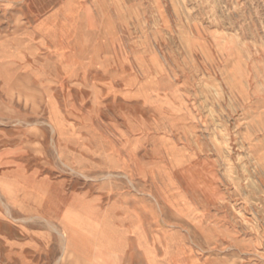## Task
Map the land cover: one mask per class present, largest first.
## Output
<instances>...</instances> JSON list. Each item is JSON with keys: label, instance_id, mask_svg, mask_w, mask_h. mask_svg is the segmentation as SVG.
I'll use <instances>...</instances> for the list:
<instances>
[{"label": "rangeland", "instance_id": "1", "mask_svg": "<svg viewBox=\"0 0 264 264\" xmlns=\"http://www.w3.org/2000/svg\"><path fill=\"white\" fill-rule=\"evenodd\" d=\"M66 224L264 264V0H0V264H86Z\"/></svg>", "mask_w": 264, "mask_h": 264}, {"label": "crops", "instance_id": "2", "mask_svg": "<svg viewBox=\"0 0 264 264\" xmlns=\"http://www.w3.org/2000/svg\"><path fill=\"white\" fill-rule=\"evenodd\" d=\"M65 227L68 229V242H64L63 248H61L64 256L69 255L75 260L86 264H120L123 252L127 248L116 240L117 233L115 229L103 232L110 234L115 239L116 243L114 245L104 244L97 240L87 244H75L71 241L72 227L69 224H66ZM143 250L147 251L148 249L143 248ZM143 260L145 264H153L151 255L148 253H143Z\"/></svg>", "mask_w": 264, "mask_h": 264}]
</instances>
